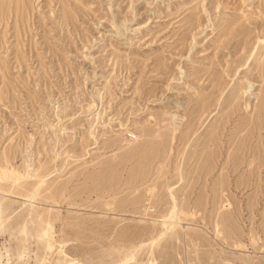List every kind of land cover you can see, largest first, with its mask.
Listing matches in <instances>:
<instances>
[{"label": "rangeland", "instance_id": "374dc122", "mask_svg": "<svg viewBox=\"0 0 264 264\" xmlns=\"http://www.w3.org/2000/svg\"><path fill=\"white\" fill-rule=\"evenodd\" d=\"M0 169V264H264V0H0Z\"/></svg>", "mask_w": 264, "mask_h": 264}, {"label": "bare ground", "instance_id": "6f19581e", "mask_svg": "<svg viewBox=\"0 0 264 264\" xmlns=\"http://www.w3.org/2000/svg\"><path fill=\"white\" fill-rule=\"evenodd\" d=\"M247 1V0H246ZM263 43V42H262ZM245 91V90H244ZM243 95V94H242ZM178 117V116H177ZM170 119L172 120V121H174L175 119H177L176 118V114H171L170 115ZM14 176H18V174H16L15 172H12V171H9L8 169H0V180H5V179H9V180H13V179H10L11 177H14ZM37 186V185H36ZM35 186V187H36ZM3 188V187H2ZM4 190V189H3ZM34 190V189H33ZM5 191V190H4ZM6 192V191H5ZM169 192H172V190H169ZM2 195V194H1ZM30 195H32V193L30 194ZM7 196V195H6ZM172 196V195H171ZM27 197V196H26ZM173 198L172 199H174V196H172ZM5 198V197H4ZM29 199V198H28ZM1 206V205H0ZM8 207H10V206H8ZM7 209V208H6ZM170 211V212H169ZM168 211V214L169 215H167L166 217H163L164 218V220L162 221V223H163V226H164V231L158 236V239H155V241H159V240H161V239H163V238H165V236L167 235V234H171V235H173L174 234V232H175V229H176V227H177V222L180 220V218H179V216H178V213H179V215L180 214H182V213H180L179 212V210H178V208H177V206L176 205H173L172 206V208H171V210H169ZM35 213V212H34ZM25 214H26V212H25ZM199 216V215H198ZM11 218V217H10ZM40 219V218H39ZM7 220V219H6ZM160 220V219H159ZM8 221V220H7ZM6 221V222H7ZM1 231V230H0ZM2 232V231H1ZM35 232H37V231H35ZM175 236V235H174ZM46 237V236H45ZM261 239V238H260ZM251 241H252V244L254 245V246H259L258 245V241H257V239L255 238V237H253V235H252V238H251ZM260 243V242H259ZM154 244V243H153ZM153 246V245H152ZM247 248H248V246L247 245H245V244H243V243H239V242H237L236 244H235V251H237V252H244L245 250H247ZM51 249V248H50ZM261 249H262V247H261ZM248 250H249V248H248ZM263 250V249H262ZM233 251H234V249H233ZM234 251V252H235ZM134 254V253H133ZM249 258V257H248ZM248 263V262H247Z\"/></svg>", "mask_w": 264, "mask_h": 264}]
</instances>
